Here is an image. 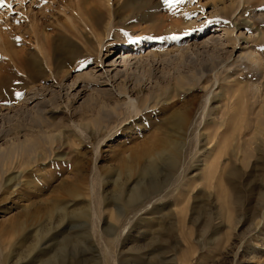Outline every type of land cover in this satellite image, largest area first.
Segmentation results:
<instances>
[{
  "label": "rangeland",
  "instance_id": "374dc122",
  "mask_svg": "<svg viewBox=\"0 0 264 264\" xmlns=\"http://www.w3.org/2000/svg\"><path fill=\"white\" fill-rule=\"evenodd\" d=\"M148 1L3 0L0 264H264V0Z\"/></svg>",
  "mask_w": 264,
  "mask_h": 264
},
{
  "label": "bare ground",
  "instance_id": "6f19581e",
  "mask_svg": "<svg viewBox=\"0 0 264 264\" xmlns=\"http://www.w3.org/2000/svg\"><path fill=\"white\" fill-rule=\"evenodd\" d=\"M222 1V3L223 2H225V1H227V0H221ZM231 2L232 1H234V0H230ZM239 1V0H238ZM241 1H244V0H241ZM143 2H141V4H142ZM233 3V2H232ZM145 4V3H144ZM192 5H193V2H192V0H185L184 1V5H182V6H180V7H178V8H176V9H170V11H172L173 13V15H172V17L174 16L175 18H178L177 19V24H180V27L181 26H183L184 24L186 25V26H188L187 25V23H189V19H190V16L193 14V12H194V9L195 8H193L192 7ZM119 6V5H118ZM156 7V8H158V4H157V2H155V1H153V0H150V1H148V2H146V5H145V7ZM161 7V6H160ZM117 8V7H116ZM137 10V9H136ZM102 9L100 8V7H93L92 9H89V10H87L84 14H82V20L84 21V20H86V19H88L87 17H85V15L86 14H88V15H90V16H92L93 14L92 13H101L102 14ZM116 13V12H115ZM116 15V14H115ZM99 17V16H98ZM174 17H173V19H174ZM101 18V17H100ZM166 18H162V20L164 21ZM159 21H160V18L158 19ZM179 20H181V22L179 21ZM179 21V22H178ZM85 22V21H84ZM173 22H175V21H173ZM114 23H115V20H111L110 19V22L108 23V25H107V29H108V31H110L111 30V28L114 26ZM250 24H252V23H250ZM184 25V26H185ZM172 26L173 25H171L170 27H171V29H172ZM189 26H190V24H189ZM157 27V26H156ZM170 27H168V30H170ZM218 27H219V25H218ZM178 28H179V26H178ZM215 29H216V27H215ZM218 29V28H217ZM216 29V30H217ZM31 30V33H34L35 34V41H33L34 43H35V45L37 46L36 48L34 47V48H32V52H31V56L34 58V62L36 63V65H37V68H38V70H40V74L41 75H44V76H47V74H50V70H48V67L45 65V58H44V56H43V47H42V44H41V38H40V36L37 34V31H34V30H32V29H30ZM29 30V31H30ZM167 30V31H168ZM223 30V35H224V37H226V39L228 40V45H230V43L232 42V41H234V40H238V39H236L235 38V35H234V31H235V28H229V29H226V28H223L222 29ZM33 31V32H32ZM67 40H68V42L69 41H71V38L70 37H67L68 35L65 33V32H60ZM169 33V32H168ZM38 35V36H37ZM66 35V36H65ZM109 35V34H108ZM163 36V35H162ZM220 39V38H219ZM225 41V40H224ZM139 42L141 43V38L139 39ZM213 42V41H212ZM222 42H223V40H222ZM233 43V42H232ZM234 44V43H233ZM237 44V43H236ZM215 45V44H214ZM218 45V44H217ZM225 45H227V44H225ZM232 45V44H231ZM162 46L163 45H161V46H159V48H162ZM237 46V45H236ZM236 46H234L233 45V47H235V48H232V52H234V51H236L235 49H236ZM117 49H115V48H112V49H110L108 52H107V54H106V58L105 59H108V58H110V57H112L114 54L113 53H115V51H116ZM222 50V49H221ZM117 52V51H116ZM148 54L149 55H158V54H160V53H158V52H156L155 51V49L153 48V49H151L149 52H148ZM102 63H103V59H102ZM60 65V64H59ZM61 67V66H60ZM59 66H57V68L59 69L60 68ZM63 67V66H62ZM50 69H52V68H50ZM60 70V69H59ZM42 72V73H41ZM52 73V72H51ZM51 75V74H50ZM49 76V75H48ZM99 82V81H98ZM101 83H102V81H101ZM128 99L126 100V102L125 103H116V106L118 107V106H122V105H125L126 107H128V109H136V110H138V108L139 107H137L136 105H137V103H136V101H135V99H133L132 97H127ZM93 103V102H92ZM127 109V110H128ZM135 110V111H136ZM261 110V109H260ZM260 110H259V112H260ZM190 113L191 112H189V111H187L186 109L185 110H182V111H179V113L172 119V121L174 120V122L176 123L175 125L176 126H178V128H186L188 125H189V123H190ZM258 113V112H257ZM261 113H262V111H261ZM261 113H258L257 115L260 117V120L261 119H263L262 118V116L264 115H261ZM263 113H264V111H263ZM258 118V117H257ZM258 120V119H257ZM262 123H263V121H262ZM224 124V121H222L221 123H219V126H222ZM259 124V123H258ZM260 124H261V122H260ZM106 128H107V126L106 125H104ZM220 128V127H219ZM168 134V133H167ZM172 134V133H171ZM171 134H168V135H166V138H164V141H163V144L165 145V148H173V147H175L176 146V144H178V141L175 139V138H173V135H171ZM175 136V135H174ZM151 139H149L148 141H150ZM180 142V144H181V146L180 147H183L184 145H185V142H186V138H185V140H181V141H179ZM236 151V150H235ZM234 151V152H235ZM233 155H236L235 153H233ZM38 156V155H37ZM205 162V161H204ZM128 169H129V172H131L132 173V171L135 169H137L139 166V164H138V161L135 159V158H132V159H130L129 160V162H128ZM137 167V168H136ZM16 177H10L9 179H8V184H10V185H13V186H15V188L18 186V184L19 183H16V184H12L13 183V180L15 179ZM2 185L3 184H1V182H0V187H2ZM186 185L187 186H189L190 184H189V182H187L186 183ZM41 207V206H40ZM35 209V208H34ZM38 209H39V206H38ZM60 212L58 213V214H56V216L54 217V215H51L50 216V218H49V220H47V224H52V225H54L56 222H60V221H63L64 220V218L66 217V215H67V210H66V208H61L60 210H59ZM36 212V211H35ZM24 213V212H23ZM29 214V219L26 221L27 223L28 222H31V221H33V220H36V219H38L39 217H37V215H35L34 213H30L29 211H28V213H27V215ZM36 214H38V210H37V213ZM26 215V216H27ZM24 216V215H23ZM39 216V215H38ZM21 217V216H20ZM25 217V216H24ZM26 218V217H25ZM16 219H17V217H16ZM22 220V219H21ZM37 221V220H36ZM15 222V221H14ZM45 223V224H46ZM62 223V222H61ZM12 224V221H11V223H10V225ZM15 224H16V222H15ZM13 225V224H12ZM40 225H41V223H40ZM48 226V225H47Z\"/></svg>",
  "mask_w": 264,
  "mask_h": 264
},
{
  "label": "snow or ice",
  "instance_id": "6c2138e0",
  "mask_svg": "<svg viewBox=\"0 0 264 264\" xmlns=\"http://www.w3.org/2000/svg\"><path fill=\"white\" fill-rule=\"evenodd\" d=\"M165 4L169 5V6H172L173 4H178V3H183L184 0H164ZM192 2H195V0H192ZM3 5V0H0V6ZM209 23H211V21H209ZM187 34V33H185ZM139 39V38H137ZM149 39H151V37H149ZM158 39H163V38H158ZM170 39H178L177 36L173 35L172 37H170ZM17 95H21L20 93H17Z\"/></svg>",
  "mask_w": 264,
  "mask_h": 264
}]
</instances>
